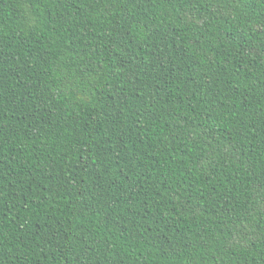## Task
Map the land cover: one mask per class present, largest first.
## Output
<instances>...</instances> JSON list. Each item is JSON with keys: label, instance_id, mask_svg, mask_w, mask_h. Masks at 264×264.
<instances>
[{"label": "trees", "instance_id": "obj_1", "mask_svg": "<svg viewBox=\"0 0 264 264\" xmlns=\"http://www.w3.org/2000/svg\"><path fill=\"white\" fill-rule=\"evenodd\" d=\"M0 264H264V0H0Z\"/></svg>", "mask_w": 264, "mask_h": 264}]
</instances>
